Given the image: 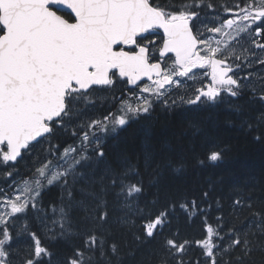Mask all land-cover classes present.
<instances>
[{
	"label": "snow or ice",
	"instance_id": "obj_1",
	"mask_svg": "<svg viewBox=\"0 0 264 264\" xmlns=\"http://www.w3.org/2000/svg\"><path fill=\"white\" fill-rule=\"evenodd\" d=\"M219 8L0 0V264H264V182L236 185L227 208L211 181L191 197L168 183L189 154L224 156L197 152L187 113L223 106L264 143V0ZM158 109L186 119L187 153L149 125L111 158L108 140Z\"/></svg>",
	"mask_w": 264,
	"mask_h": 264
},
{
	"label": "trees",
	"instance_id": "obj_2",
	"mask_svg": "<svg viewBox=\"0 0 264 264\" xmlns=\"http://www.w3.org/2000/svg\"><path fill=\"white\" fill-rule=\"evenodd\" d=\"M218 10L223 14V9L219 8L222 4L229 6L235 4L237 0H214ZM119 87V86H118ZM105 94L101 93L103 98ZM187 119H195L202 128L201 136L195 140L197 152L203 156L211 146H218L225 149L224 156L216 165L206 164L200 167L188 155L187 170L178 177H169L168 183L176 188L186 191L191 197L199 195L202 189H207L209 181L214 183L212 197H221L224 200L225 208L228 206V197L231 195L236 185H243L245 181L264 182V143H259L253 139L254 134H248L239 127L238 121L234 125H229L227 121L234 119L223 106L220 108H207L197 113H187ZM186 123L184 118H173L157 110L153 114L151 122L142 121L133 124L120 136L113 140H108V153L114 158L120 151L141 146L145 126L151 127L152 135L158 145L167 142L169 148L180 152L181 148L185 153L191 147V132L184 138L178 139L175 132ZM72 142V141H69ZM26 161H21L19 167L22 171L26 170ZM2 177V173H0ZM195 258V254H193ZM258 264L260 256L256 255Z\"/></svg>",
	"mask_w": 264,
	"mask_h": 264
},
{
	"label": "flooded vegetation",
	"instance_id": "obj_3",
	"mask_svg": "<svg viewBox=\"0 0 264 264\" xmlns=\"http://www.w3.org/2000/svg\"><path fill=\"white\" fill-rule=\"evenodd\" d=\"M198 75H199V73H198Z\"/></svg>",
	"mask_w": 264,
	"mask_h": 264
}]
</instances>
